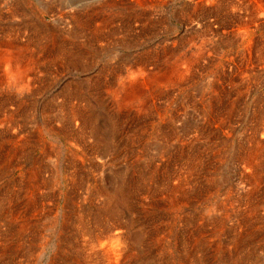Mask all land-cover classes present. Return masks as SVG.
I'll return each instance as SVG.
<instances>
[{
    "label": "rangeland",
    "instance_id": "374dc122",
    "mask_svg": "<svg viewBox=\"0 0 264 264\" xmlns=\"http://www.w3.org/2000/svg\"><path fill=\"white\" fill-rule=\"evenodd\" d=\"M22 1L27 2L28 7L29 6L31 7V8L29 7V10L27 9V15L30 18L34 19L35 21H41V25L45 24L46 26H48V27L51 26L52 28L54 25V28H60L61 29L63 26L59 27L56 24V22H54V17H52V16H54V14H60L63 11H66V13H68V11L69 12L75 11L76 9H78L76 11L77 12L80 11V13L84 12L85 9H86L85 12H90L91 10H93V8H94V10H98L97 7H99L103 2H105L107 0H22ZM110 1L115 3V4H119L120 8H123V9H119L116 12L112 11L113 13H109V14H111L110 15L111 17L109 16L110 18L109 17L107 18L109 25H106L107 28L104 27L105 31H103V34H106V35L104 36L103 34H101V36L99 38L100 40L95 42V48H97L96 50L98 52L93 51V54L95 55L93 63L90 65V61H88L87 58H82V61H81L82 63L80 65L81 66L80 68L75 67L74 70H71V69H65L63 67V68H58L59 70L58 69L54 70L55 73H53V76L55 78L51 81V83L50 84L47 83V85H45L42 88L38 87L36 94H34L32 92H30L31 94H29L27 91V95L26 94L25 95H26V97L27 96L28 97L26 99L34 102L35 106L38 105V108L40 107L39 110H41V109L45 108V106H47V101H50L53 98H55L56 97L55 95L56 94L58 95V93H60L62 91V89L67 84L72 83V82H85L87 79L92 78L93 76L95 77L97 72H101V70L105 69L103 67H106L107 65L108 66H115V68H116L115 69L116 72L113 75H111V74L107 75V79L109 78L108 83L110 81V85L112 84V86L118 88V83L120 82V80H119L120 77L117 78L118 73H120L119 75H126V72L129 73V71H127V70L129 68H133L132 65H134V62L137 59H139V58L144 59L145 57L148 56V54H153L155 51L157 53L158 52L160 53L159 56H161V59H162L158 63H164V64H169L170 62H172L174 60L173 56L171 57V59L169 57V54H171V53L175 54L177 56H180L179 52L182 53L181 51H183V53H186L188 55L198 53V55L200 56V59H199L197 65H199V67L201 69L202 68H204V69L208 68L209 69L208 70L209 81H211L213 79V77H211V74H214V73L216 75H218V74L222 75L221 81H222V79H224L222 81L223 84L228 83V80H229L228 78L238 79L236 81V83L238 85H239L240 80L241 81L244 80L243 81L244 83H247V81H248L247 86L241 87L239 85L241 87V89L243 88L241 91L242 92L241 94L239 93L240 88L238 85H237V87H235V89L237 91H235V89H233V88L231 90V91L235 92V93H232V92L231 93L233 94L232 97L236 99L235 100L236 104L233 108L234 110L232 109V112L234 111L233 112L234 114L231 113L230 114L231 117H230V115L227 113V109L225 110V107L227 106V108H229L228 107L229 105L228 104L226 105V103H228L227 102L228 97H224V99L222 101H224L223 103L225 105L222 103L221 106L217 108V112H214L215 117L216 116L217 117L215 119H212L213 122L209 121V124H206L204 126L205 130H206L205 132H206L207 137L205 135L204 137H206V138H202V139L199 138V140H198L199 142L193 141L191 139V135H194V132H192V131L187 132L188 130H187L186 124L189 123L190 121H196L199 124H205V122L203 121V118L201 116L199 117L200 113L197 110V108H199L200 105L195 104V106L193 107L188 102V100H189L188 95L190 96L191 94L195 95L196 100L195 99L194 100L196 103H197V101H199L200 96L198 94V88L199 89L201 88L200 86L202 83L200 81H198L195 84V86L192 85V87H190V85L192 84V80L187 82V85H186V82L179 81L178 79H174V80L171 79V82H168V83L161 82V84H159V85H154V86L148 85V86H146V89L144 91H142V89L139 88L138 91L142 92V94L143 93H145V94L139 99V101H137L135 103L132 101H129V102L127 101V107H123V109L121 108V110H124V111H119L117 105L115 106V103H114V100H113L111 94L109 92H107L109 90V88L104 86L103 80H102L103 85L101 87L99 94L101 95L100 98L101 99L103 98L102 104H101L102 110L106 111L108 114L109 113L112 114L113 112L123 114L124 116L128 117V118H125V121H126L125 127L126 128L128 127L131 130L136 129V135H134V137H132L133 138L132 145L130 146L132 149L129 147L130 148L128 151L129 153L127 152L129 157H131L133 155L132 160H130L129 162L136 165V167L141 168L143 170V173H149L148 171L153 170V169H156L158 171V172L155 171V173H153V179L157 183V185L154 184L155 185L154 188L156 186L161 185V183L165 182L166 177L170 178L171 176L169 177L168 175H170V173L172 175L175 171V168H178L177 164L179 163V161H181V159L180 160L178 159V157H180V154L177 153V151L179 152V149H180V146L178 144L185 143L189 139L188 143L191 141L189 143V145L192 147V149L195 152H196V149L194 147L199 148V145H200V147L203 146L202 148H199L201 150L203 148L207 149L209 147V150H207V151H209V153L207 152L209 156L206 155L203 159L204 167L205 168L207 167L206 170H208L209 173H207L206 171L197 172L199 174H197V176L195 175L196 178L193 179L188 185H186L185 191H186V194H188V195L184 199L183 205H182V207H180L181 209L179 208V210H178L179 212L177 211V206H169L167 200H165L163 198V196H161L160 194L154 195L153 194L154 193L153 186H152V192L153 193L150 192L149 198L146 197L147 194H146L144 188H142L141 191L134 190V191L129 192V200L127 203L128 205L124 206V208L122 210L121 220H127V219H132V218L137 219V221L135 223L134 230L143 229L145 231L144 238L146 236L145 244L142 247L144 249V253H145L144 255L147 254V256H145L146 258H142L143 262L140 260V262L139 263L136 262V264H178L179 258L181 259V257L183 256L182 254L184 253V245H182V244L185 243V240H187V238H186L187 235L189 233H191L192 230L195 232L198 239H200L199 243H198V245L200 244V246H198V249L195 250V253H196L195 257L199 256L198 258L200 260H198V262H196V260H195L194 263L196 262L197 264H264V155L262 156L263 160H261L262 164H263V166H262L263 168L261 169L262 181H261V184L259 187V195L257 197L258 198V204H257L258 209L256 208V210H258V211H256L257 213L255 212L256 214H254L250 218V221L254 224H252L250 227V223H249L248 227L246 226V228L245 227L243 228V227H239L238 222L241 219L240 216H241V212H243L244 206H241V207L238 206L239 203L241 205H243V204L240 201L236 202V199H238L237 196H239V194H241V192L243 190H246L249 186H246V184L243 180V175L241 174L244 172V171H242V163L238 162V160L236 159L237 156H236V151H235V148H237L239 145L242 146L243 144L247 143V141H246V139L248 137L247 134L249 135L251 133L250 129H252V127L255 126V125L253 126L252 124L257 125V123L255 121H253L254 119L252 118L253 117L252 112L257 111L260 106L262 107V105L260 103L262 101L264 102V63L261 61V58H259L260 56H258V55H260L259 52H256V50L260 49L259 46H258V48L256 46L259 45L257 41H259V36H261L263 34V30L254 26L255 25L254 24V25H251V28L249 29V32H248V34H249L248 40L252 39L253 42H255L253 44V47H252L253 49L251 51L252 57L255 58V59L252 58V59H254L253 61H251V64L252 65L254 64L252 66L250 63L248 64V60H249V59H247L248 53H245V51H243V49L247 45V41H245V42L240 41L239 37H237V34H235L233 32L239 28L238 26L240 23L239 24L236 23V24H238L237 26L235 24L232 27H231V25H230V27H227V30L230 29V31H227L226 29H224L222 27L223 25L220 24V22H221L220 17L221 16L218 14L219 12L215 14L216 17L213 14L214 12L217 11V10H215V11L213 10L214 8L217 9V5H215V4H209V8H210L209 9V16L210 17L208 18V20L204 21V24L206 21H207L206 24L208 23L207 26H204V24H200L203 22V20H201V17H200L201 22L193 21L192 22L193 25L191 24V22L186 23L187 21L184 20L183 18H181L182 16L180 15L181 14L180 11H184L185 9L190 7L194 3L195 0H159V1L158 0H149V1L148 0H145V1L144 0L143 1L142 0H139V1L138 0H110ZM224 1H230V2L235 3V4L236 3L239 4L241 2V4H242L244 2L249 3L250 0H239V1L238 0H224ZM72 2L75 6L72 4ZM247 3L242 4V6L238 5L235 8L236 9L235 11L238 13V14L236 13V15H239V16L243 15V18L241 17L242 19L249 18L250 14H252V11H253V7H251L252 4L250 5V8H249V6L245 7ZM41 5H43V6L48 5L51 8V12L50 13L45 12L42 9L43 7ZM142 5H143V7H141ZM247 5H249V4H247ZM149 6H151V8ZM213 6H214V8H212ZM71 7H73V8H71ZM126 7H128V9ZM240 7H244L245 10H244V8H242L243 10L241 12ZM152 8H153V10H152ZM37 9H39L40 12ZM211 9L214 12H212ZM231 9H228V11ZM248 9H249V11H248ZM124 10H126V11H124ZM238 10L240 11V14H239ZM7 12L8 11H7L6 3H4V0H0V13L2 14V16H1V14H0V16L2 17V23L5 25H10V26L16 25L15 20L12 21L10 18H6L8 15ZM210 12H212V13H210ZM231 12H233V14H235L233 10ZM263 12L264 11L259 10V13L262 14ZM40 13L43 15L41 16ZM63 13L65 14V12H63ZM115 13H117V14H115ZM253 13H254V11H253ZM212 14L214 17L212 16ZM263 14H262V17L260 16V14H258V17L260 18V19L258 18V20L261 23L264 22V15ZM39 15L41 16V18ZM98 15L101 16V15H103V13L98 14ZM152 15H154V16H152ZM37 17H39V18H37ZM135 17H136V19H135ZM210 18H212V19H210ZM216 18H219V20H217ZM97 22L100 23V20ZM197 23H199V24H197ZM55 24L57 27L55 26ZM196 24H197V26H196ZM201 25H203V26H201ZM210 26L212 29L209 28ZM14 27H16V26H14ZM102 27H103V25H101V28ZM240 27H241V25H240ZM253 28H255V29H253ZM109 30H111V31L109 34H107L109 32ZM209 30H211V31H209ZM194 31H196V32H194ZM208 31H209V33H208L209 35H207L205 33ZM192 34H193V36H192ZM200 34H202V36H205L206 40L201 41L200 39H197L199 41H197V40L195 41L196 38L201 37ZM232 35H234V36L236 35V36L233 37ZM106 36H108V37H106ZM254 36H256V37L254 38ZM192 37H194L195 39ZM111 38H114V39H111ZM207 38H208V40H207ZM236 38H238V40ZM188 39H190V41H188ZM228 39H229V41L230 40H232V41L229 42ZM186 40H187V42L185 43ZM216 41H218V43ZM222 41H223V43H221ZM226 41H228V42H226ZM208 42H209V44L207 46ZM232 42H234V43H232ZM203 43H205V44H203ZM224 44H228V45H224ZM196 45L199 47L197 48ZM254 45H256V46H254ZM190 46H192V47H190ZM200 46H202V47H200ZM231 46H232V48H231ZM235 47H236V50L234 49ZM157 48H158V50H157ZM190 48H192L193 50ZM33 49L36 50L35 47H33ZM238 51L240 53L239 56H238L239 53H237ZM98 53H100V54H98ZM101 53H102V55H101ZM165 53L168 55H164ZM202 53H204V54H202ZM230 54H231V57L229 56ZM201 55H203V56H201ZM223 55L225 58L223 57ZM202 57H203V59H201ZM205 57H206V59H205ZM232 57L235 60H230ZM239 58L241 60H239ZM257 58H258V60H256ZM219 59H220V61H219ZM167 60H169V61L167 62ZM223 60H224V62L227 61L229 64L227 62L224 63ZM238 60L240 63L238 62ZM122 62L125 63L124 66L122 65L123 64ZM114 63H115V65H114ZM232 63H233V66H232ZM202 65H203V67H201ZM216 66L219 68H217ZM235 66H237V67L243 66V68L246 66V67H248L247 71L248 70L249 71L247 72V74H246V71L244 73L240 74L239 69H241V68L240 67L237 68ZM249 66H251V67H249ZM215 67H216V69H215ZM123 68H126V69H123ZM253 68L256 69L257 71L255 70L256 71L255 72L253 70ZM121 69H122V71H121ZM218 69H219V71L220 70L221 71L219 72ZM231 70H232V72H231ZM250 71L251 72L253 71L251 73L252 77L250 75ZM52 72H53V70H52ZM224 73H226V74H224ZM192 75H194L195 78H197V76H196L197 72L196 71H195V74L193 72ZM229 75H230V77H229ZM245 75H246V77H248L247 81L245 80L246 79ZM249 75L252 79L249 77ZM121 78L124 79V80H122L123 82H121L122 84L124 83V81H126V80L128 81V77L124 76ZM255 79H257V80L255 81ZM204 81H206V80H204ZM176 82H178V85ZM180 82H182V83L180 84ZM254 82H256V83L254 84ZM166 86H169L170 88L166 87ZM223 86L225 88H227V90L225 89L226 90L225 93H227V91L229 90V88L227 86H229V85L225 86V84H224ZM248 86H249V90H247ZM175 88H177V89H175ZM185 88H186V90H185ZM196 90H197V92H196ZM151 91H153V92H151ZM2 92L8 93L9 91L7 89H4ZM11 93L14 94L15 92H11ZM163 95H164V97H163ZM185 95H187V96H185ZM209 95H210V93H209ZM144 97H145V99H144ZM232 97H230V95H229V99H232ZM150 98H152V100ZM155 99H156V101H155ZM172 100H173V102H172ZM225 100H226V103H225ZM150 102H151V104H150ZM155 102H157V104ZM255 105L258 108H255L254 107ZM168 106H169V109H168ZM136 107H138V108H136ZM160 107H163V108H160ZM194 108H196V109H194ZM154 109L155 110L159 109V110L155 111ZM162 109L165 110V112H163V111L161 112ZM167 109L169 111L170 110L171 111L169 112ZM138 110H139L140 114H139ZM172 110H173V112H172ZM161 113H162V115H158ZM130 114H132V115H130ZM147 114H149V115H147ZM139 115H140V117H139ZM226 115L229 117H227ZM153 116L155 119L153 118ZM148 118L151 121H149ZM53 119L54 118H52L50 120V122L45 120L44 124L43 123L39 124L40 121H38L37 124H39V127L41 126L40 129H41V134H42L41 138L39 137L40 140L38 137H36V135H37V128L36 127L38 125L36 124L37 125L36 126L34 124H28V125H26L27 128H30V129L32 128V130H34V128L36 129L35 130V132H36L35 136H32V137L26 136V137L20 138V139H22L21 140L22 142L20 140L17 142H13V143L10 140L3 141L4 143L0 142V146L3 148H7V147L8 148H10V147L24 148V147H22V145L23 146L27 145L30 148V151H32L31 157H26V158L24 157V158L18 159V161L21 162L20 164L17 163V159L14 160V163L12 162L11 165H10V162L4 160V161H6L4 163V161L2 159H0V198H1L0 199V203H1L0 205H2V204H4L5 206L8 205L7 200L5 202L6 204L3 203L1 200L6 199V196H5L6 189L8 190V185L10 184L13 187V188L11 187L12 188L11 190L14 192H17V194H19L17 196V198H15V203H16L17 209L19 208L18 210L16 208H13L14 210H17L15 214H19L20 216H23V218L21 220H23L24 218L30 219V224H29L30 229L28 228L27 231H25L24 233L15 234V236L12 237L13 239H10L7 243L9 245L8 249H6V251L0 250V251H2V252H0V264H49V263L50 264H107L106 260H104L100 255H97V250L94 249L93 244L90 242L89 235L88 234L87 235L81 234V231H79V229H78L79 225H78L77 220L81 216H83L84 213H85L84 215H86V213H89L92 211H93V213L100 212L102 214V217L104 218L105 214L102 210V207H100L102 205L101 204L102 202L100 201V199L98 197L97 198L94 197V193H92V192L94 190H96L97 187L100 186L101 184L102 185L108 184V186H110L111 183L113 184V182L115 180L113 178V175H115L116 173H120L121 171L126 170L125 163H123V160H122L123 157L122 156L118 157V160H116L111 165L110 162L108 161V157L106 155H104V154L95 155L91 152V150L89 149L90 143H88V140L85 138H80V142L78 143V146L73 147L71 144V143H74L73 140L71 141V139H68V138H71V136L66 135V134L63 135L62 132L60 133L58 131V129L56 131V128H57L56 126L59 123ZM223 119H225V120H223ZM216 120H218V121H216ZM215 121H216V124H215ZM224 121L226 124L224 123ZM47 122H49L50 124ZM143 123H145V124H143ZM54 124H56V125H54ZM155 124H157L156 127H155ZM45 125H48V126L50 125V126L48 127ZM183 126H184V128H183ZM51 127H52V129H51ZM168 127H169V129H168ZM53 128H55V129H53ZM161 128H162V130H161ZM163 128L168 133L163 131ZM154 129H156V130H154ZM180 129H183V130H180ZM147 130H150V131L147 132ZM52 131H53V133H52ZM182 131H184V132H182ZM248 131H249V133H248ZM174 132H176V133H174ZM165 133H166V135H165ZM169 133L171 134L172 138H169L170 137V135H168ZM183 133L185 134L184 137L182 136V135H184ZM129 134H131V131ZM172 134H174V135L172 136ZM125 136L119 135L115 140V144H117L119 147L121 145H123L125 143V140H126ZM174 136H178V137H174ZM181 137H182V139H181ZM177 138H179V143H177V141H176ZM28 139H30L31 141L29 142ZM54 140H56L58 143L56 141L54 142ZM208 140H209V142H208ZM191 143H193V144H191ZM230 143H231V147H233V149H234L233 151L230 150V148L228 151V149L226 147V146H229ZM61 144L63 145V147ZM194 144H195V146H194ZM54 147H56V149L59 148V150L66 152V154H62L61 158L56 157L53 153ZM69 148H70V151L71 150H74L75 152L77 151L76 152L77 158L69 157V154H68L70 152ZM82 148L83 149L87 148L86 153ZM159 149L160 150L165 149L164 156H163V153L160 154ZM130 150H132L134 153ZM43 152H46V153L42 155L41 153H43ZM47 152H48V154H47ZM137 155H140V156L137 158ZM119 158H121V159H119ZM90 163H91V165H90ZM32 164L40 165V167H41L40 174L42 175V182L39 183L40 187L36 188L35 190L30 188V191H29V189H27V187H26L27 193L25 195H23L22 193L24 192L25 186L22 188V185L21 186L17 185L18 184L17 182L21 181V179L29 176V173L26 174L27 170H28L27 168H29L30 165H32ZM11 166H13V167H11ZM149 166H150V168H149ZM60 167H62V168H60ZM74 169L77 171H75ZM57 170L59 171L58 173H57ZM62 171H64V172H62ZM214 171L216 173H214ZM131 173L133 174V172H131ZM167 173H169V174L167 175ZM210 173L212 174V176L213 175L215 176V174H216L217 177L213 176V179L215 178V180H213V179H211L212 181L210 180ZM67 174H69V175L67 176ZM25 175H27V176H25ZM241 175H242V177H241ZM73 177H75V178H73ZM121 179L125 180L126 182L128 181L122 175H121ZM56 180H58V181H56ZM219 180H221V181H219ZM76 181H78V182H76ZM166 183H167V181L165 182V185H166ZM13 184H15L14 185L15 187L13 186ZM214 184H215V186H214ZM217 184H219L218 187H217ZM221 184H223V185H221ZM165 185H163V187H165ZM147 186H149L148 183H147ZM245 186H246V188H245ZM229 187H231V191H230ZM3 190H5V191H3ZM143 191L145 193H143ZM197 192H201V196L196 195ZM191 193H192V195H191ZM7 195H8V193H7ZM68 196H69V200H68ZM257 198H256V200H257ZM37 201H38V203H37ZM151 204H152V206H151ZM187 204H189V205H187ZM217 204L219 206H221L222 204H226L228 206V210H227L228 211L227 212L228 219L225 220V223L222 225L223 227L218 224V222H220V219H219L220 213L219 212H222V211L217 210V206H216ZM4 205H2V206H4ZM2 206H0V208H3ZM32 207H36L35 211L32 210ZM155 207H156V209H155ZM29 208H31V209H29ZM28 209H29V211H28ZM86 211H88V212H86ZM13 212H15V211H12L11 214H8L9 215L8 219L5 217V218H3V220H0V230L8 229L7 226H9V223H10L9 222L11 220L10 217L12 218V215H14ZM208 212H209V214H208ZM200 214H202V215L204 214L205 217L200 215ZM181 215H182V217H181ZM60 216H62V217H60ZM175 216H177L178 219L179 218H181V219L176 221ZM189 216H191V217L193 216L192 219H193L194 223L191 225H190L191 219H188L189 224L186 223L187 221L185 222L186 223L185 224L183 222L184 219H182V218H187V217L189 218ZM52 219L54 222L52 221ZM32 220H33V222H32ZM109 220L110 219H108L107 221H109ZM215 220H217V223ZM85 222H86L87 226L92 227V225L87 223L86 220H85ZM174 222H175L176 226L174 225V227L171 228L172 234H168L169 227L172 224H174ZM176 222H177V224H176ZM236 223H238V224L236 225ZM108 225L109 224H107V226ZM216 226H217V228H216ZM219 226L222 227L221 229H223L220 233L218 232V230L220 229ZM187 228H189V229H187ZM242 229H245V230H243L244 232L242 231ZM94 230H95V233H98L97 237H100L99 241L96 240V244H99V242H103L104 240H106L107 231L101 232V231H99L100 227H95V226H94ZM102 230H103V228H102ZM21 236H23V237H21ZM239 236H241V237H239ZM252 236L254 239L252 238ZM75 237L77 240L75 239ZM248 237H249V239H248ZM234 238H240L241 241L244 240L245 242L244 241L243 242L246 244L244 246L241 245V247H239L236 251H231L232 254L233 253L234 254L229 256L228 251H230L231 247H234L233 243H232L233 242L232 240ZM174 239H176V240L174 241ZM24 240H25L26 244L29 246V252L26 249L27 246L25 244H23ZM68 240H70V241H68ZM10 241H11V243H10ZM65 241L68 243H66ZM168 241H169V243H168ZM170 241H172L175 246L172 245L173 243H171ZM19 242L21 243V246H17ZM75 242H76V244H75ZM218 245L220 246V249H218ZM56 246H57V248H56ZM169 246H173L174 251L176 252V258L179 257L178 260L176 261L177 263H175L174 260H172V258L169 257V252L167 251ZM72 247L78 248L79 250L74 249ZM82 247H84V248H82ZM159 247H160V249H159ZM164 249H167V250L165 251ZM80 250H82V251H80ZM159 250H161V251H159ZM61 252H64V253H61ZM80 252L83 255H81ZM128 252H130V251L128 250V248H126L125 252L123 253V255L125 257L122 255L121 261L119 262V264H124V263L135 264V261H134L135 257L132 255L131 252L130 253H128ZM192 253L193 252H191V255H192ZM76 255L78 256V258ZM57 256H59V257H57ZM66 256H68V257L66 258ZM91 256H93V257H91ZM85 257H87V258H85ZM56 259H58V260H56ZM82 259L85 261H82ZM68 260H70V261H68Z\"/></svg>",
    "mask_w": 264,
    "mask_h": 264
},
{
    "label": "bare ground",
    "instance_id": "6f19581e",
    "mask_svg": "<svg viewBox=\"0 0 264 264\" xmlns=\"http://www.w3.org/2000/svg\"><path fill=\"white\" fill-rule=\"evenodd\" d=\"M4 3H6L7 11H8L7 12L8 15H7L6 18H10L12 21L15 20L16 25H14V26H16V27L3 24L2 23V17H1L3 13L2 12H1L2 14L0 13L1 14V16H0V142L6 141V140H10L13 143V142H17L19 140L21 141L22 139H20V138H23V137H26V136H31V137L35 136L36 135V132H35L36 129L34 128V130H32V128L31 129L27 128L26 125H28V124L36 125L38 123V121H40L39 124H41V123L44 124L45 120L50 122V120L52 118H54L53 120H55V121H57L59 123L56 126L57 127L56 131L58 129V131L60 133L62 132L63 135H65V134L66 135H70L71 138H68V139H71V141L73 140L74 143H71L73 147H77L78 146V143L80 142V138H85V139L88 140V143H90L89 144L90 148L89 147L88 148L91 150V152L93 154H95V155H97V154L106 155L108 157V161L110 162L111 165L116 160H118V157L122 156L123 157L122 160H123V163H125L126 170L125 171H121L120 173H116L115 175H113V178L115 180H114L113 184L111 183L110 186H108V184L107 185L106 184H104V185L101 184L100 186L97 187L96 190H94L92 192V193H94V197H96V198L98 197L100 199V201L102 202L101 203L102 205L100 207H102V210H103V212L105 214L104 218L102 217V214L100 212L93 213V211H92V212L86 213V215H84L85 214L84 213L83 216H81L77 220L78 221V225H79L78 229H79V231H81V234H83V235H87L88 234L89 235L90 242L93 244L94 249L97 250V255H100L104 260H106L107 264H119V262L121 261V257L123 255V253L125 252L126 248H128V250L135 257V260H134L135 264H136V262L139 263L140 260L143 262L142 258H146L145 256H147V254L144 255L145 253H144V249L142 247L145 244V238H146V236L144 238L145 231L143 229L134 230L135 223H136L137 219H133L132 218V219H127V220H121L122 210H123L124 206L128 205L127 203H128V200H129V192L130 191H134V190L141 191V189L144 188L145 192L147 194L146 197L149 198V194H150V192H152V186H153L154 193L153 192L152 193L154 195L155 194L156 195L160 194L161 196H163V198L165 200H167L169 206H177V211H178L179 208L182 207L183 201L188 195V194H186V191H185L186 185H188L193 179L196 178L195 175L197 176V174H199L197 172L206 171L207 173H209L208 170H206L207 167L206 168L204 167V161H203L204 157L206 155H208V153H209V151H207V150H209V147L207 149L203 148L201 150L199 148H202L203 146L200 147V145H199V148L194 147L196 149V152H195L192 149V147L189 145V143L191 141L188 143L189 139L185 143L178 144L180 146V149H179V152L177 151V153H179L180 157H181V158L178 157L179 160L181 159V161H179V163L177 164L178 168H175V171H174V173L172 175H171V173H170V175H168L169 173H167V175L169 177L170 176L171 177L170 178L166 177V181H167L166 185H165L166 181L163 179L165 182L161 183V185L156 186L154 188V186H155L154 184L157 185V183L153 179V173H155V171H157V170L153 169V170H149L148 171L149 173H143V170L141 168L136 167V165H134L133 163L129 162L130 160H132L133 155L131 157H129V155H128L129 152L128 151L131 148L130 146L132 145V140H133L132 137H134V135H136V129L135 130H131L128 127L127 128L125 127L126 126L125 118H128V117L124 116L123 114L117 113V112L116 113L113 112L114 114L113 113L112 114H110V113L108 114L106 111L101 109V106H102L101 104H102V99L103 98L102 99L100 98L101 95L99 93H100L101 87L103 85L102 84V80L104 82V86L109 88V90L107 92H109L111 94V96H112V98L114 100L115 106L117 105L119 111H124V110H121V108L123 109V107H127V101L128 102L132 101L134 103L139 101V99L145 94V93L142 94V92L138 91L139 88L142 89V91H144L146 89V86H148V85H152V86L159 85V84H161V82L168 83V82H171V79H173V80L174 79H178L179 81L186 82V85H187V82L192 80V84L190 85V87H192V85L195 86V84L198 81L202 82L201 86H200L201 88L200 89L198 88V94L200 96L199 97V101H197V103H196L195 102V100H196L195 99L196 98L195 95L191 94L190 96L188 95V98H189L188 102L193 107L195 106V104L196 105L197 104L200 105V107H199L200 109L197 108V110L200 113L199 117L201 116L203 118V121L205 122V124H199L196 121H190L189 123L186 124L187 125V130H188L187 132H189V131L194 132V135H191V139L193 141L199 142L198 141L199 138L202 139V138H206L207 137L206 132H205L206 130H205L204 126L206 124H209V121L213 122L212 119H215L217 117V116L215 117L214 112H217V108L220 107L221 104L224 102V101H222L224 99V97H228L227 98L228 100L226 99L228 103H226V100H225V103H226V105L227 104L229 105L228 106L229 108H227V106H226L225 110L227 109V113L229 115L231 113L234 114L233 113L234 111L232 112V109L234 108V106L236 104L235 103L236 99L232 97V95H233L232 93H235V92L231 91V90H232V88L235 89V87H237L238 84L236 83V81L238 79L228 78L229 79L228 83L227 84L224 83L225 86L229 85V86H227L229 88V90L227 91V93H228L227 94V93H225L227 88H225L223 86L224 84L222 82L224 79H222V81H221V77H222L221 74L220 75L219 74L216 75L215 73L211 74V77H213V79L211 81H209V72H208L209 69L208 68H205V69L202 68L201 69L199 67V65H197L198 61L200 59V56L198 55V53L197 54H189L188 55L186 53H183V51H181L182 53L179 52L180 56H177V55L171 53V54H169V57L171 59V57L173 56L174 60L172 62H170L169 64H164V63H158L162 59H161V56H159L160 53L159 52L157 53L155 51L153 54H148V56L145 57L144 59H142V58L137 59L134 62V65H132L133 68H129L127 70V71H129V73L126 72V75H119L120 73H118L117 78L120 77L119 78L120 82L118 83V88L112 86V84L110 85V81L108 83V79L109 78L107 79V75H109V74L113 75L116 72V70H115L116 68H115V66H108L107 65L106 67H103L105 69L101 70V72H97L95 77L93 76L92 78L87 79L85 82H72V83L67 84L62 89V91L60 93H58V95L57 94L55 95L56 96L55 98H53L50 101H47V106H45V108L42 107L43 109L39 110L40 107L38 108V105L35 106L34 102L29 101L28 99H26L28 97V96L26 97L27 91H28L29 94H31L30 92L36 94L38 87L42 88L45 85H47V83L50 84L51 81L55 78L53 76V73H55L54 70H56L58 68H63L64 67L65 69H71V70H74L75 67H79L80 68L81 67L80 65L82 63L81 62L82 58H87V60L90 61V65H91L93 63L94 58H95V55L93 54V51H97L96 50L97 48H95V42L100 40L99 38H100L101 34H103V31H105L104 27L107 28L106 25H109L108 24L109 22L107 21L108 20L107 18L111 15L109 13H113L112 11L116 12L119 9H123V8H120L119 4H115V3L111 2L110 0H107V1L103 2L101 5L99 4L100 6L98 5L99 6V7H97L98 10H94V8H93V10H91L90 12H85V10H86L85 9L84 12L80 13V11L77 12L76 10H78V9H76L75 11H70V12L68 11V13H66V11H63V12H65V14L63 12H61L60 14H54L53 13L54 16H52V17H54V22H56V24L59 27L63 26L60 29V28H54L53 24H52L53 28L51 26L48 27L45 24L41 25V21H35L34 19L30 18L27 15V9L29 10L30 6L28 7V3L25 2V1H22V0H4ZM244 3H247V2H244ZM244 3H242V4H244ZM72 4H73V2H72ZM209 4L217 5V9H215L214 6L212 7V8H214L213 9L214 11L215 10H217V11L214 12L212 9H211V11L214 12L213 13L214 16H215L216 13L219 12L218 14L221 16L220 17L221 18L220 24L223 25L222 27L224 29L227 30V27H230V25L232 27L236 23H238V24L240 23L239 26H238L239 28L237 30L233 31V32L235 34H237V37H239L240 41H244V42L247 41V45L243 49V51H245V53H248L247 54L248 55L247 59H249L248 60V64L249 63L251 64V61H253L255 59L254 57H252V54H251V51L253 49L252 47H253V44L255 42H253L252 39L248 40L249 29L251 28V25L255 24L254 26H256L259 29L263 30V34L261 36H259V41H257L259 45H257V46L254 45V46H256L257 48H258V46L260 47V49L256 50V52H259L260 55H258V56H260L259 58H261V61L264 63V22L261 23L258 20V18H259L258 14H260V16L262 17V14L264 13V12L262 14L259 13V10L264 11V0H250L249 3H247L249 5L246 4L245 7L249 6V8H250V5L252 4L251 7H253V11H254V13L252 11V14H250V17L247 18V19L246 18L242 19L243 18L242 14H241L242 16L236 15L237 12L235 11L236 10L235 8L238 5L242 6L241 2L239 4H237V3L235 4V3H232L230 1H224V0H195L194 3L190 7H188L184 11H180L181 12L180 15L182 16L181 18L186 20L187 21L186 23L191 22V24H192L193 21L201 22V20H203V22L200 23V24H204V21L208 20V18L210 17L209 16V9H210L209 8ZM41 6L43 7L42 9L45 12H48V13L51 12V8L48 5H44V6L41 5ZM141 7H143V5ZM149 7L151 8V6H149ZM71 8H73V7H71ZM126 8L128 9V7H126ZM242 8H244V7H240V9H241L240 11L241 12L243 10ZM228 9H231V10H229L230 12L228 11ZM37 10L40 12L39 9H37ZM152 10H153V8H152ZM232 10L234 11L235 14H233V12H231ZM244 10H245V8H244ZM124 11H126V10H124ZM240 11H239V14H240ZM248 11H249V9H248ZM212 12H210V13H212ZM101 13H103V15H101V16L98 15V14H101ZM115 14H117V13H115ZM213 14H212V16H213ZM42 15L43 14H41V16ZM41 16H40V18H41ZM152 16H154V15H152ZM200 17H201V20H200ZM37 18H39V17H37ZM135 19H136V17H135ZM210 19H212V18H210ZM216 19L219 20V18H216ZM99 20H100V23L97 22ZM206 22H205L204 26L208 25V23L206 24ZM56 24H55V26H56ZM197 24H199V23H197ZM197 24H196V26H197ZM238 24H236V26ZM101 25H103L102 28H101ZM240 25H241V27H240ZM201 26H203V25H201ZM209 28L212 29L211 26ZM253 29H255V28H253ZM110 31L111 30H109V32L107 34H109ZM209 31H211V30H209ZM209 31L205 32V33L207 35H209L208 34ZM227 31H230V29L227 30ZM194 32H196V31H194ZM103 35L105 36L106 34H103ZM192 36H193V34H192ZM200 36L201 37L196 38V39L194 37H192V38H194L195 41L197 39H200L201 41L206 40L205 36H202V34H200ZM232 36L235 37L236 35L235 36L232 35ZM106 37H108V36H106ZM255 37L256 36H254V38ZM111 39H114V38H111ZM190 39H188V41H190ZM236 39L238 40V38H236ZM207 40H208V38H207ZM197 41H199V40H197ZM223 41L221 43H223ZM228 41H229V39H228ZM228 41H226V42H228ZM230 41H232V40H230ZM186 42H187V40L185 41V43ZM216 42L218 43V41H216ZM232 43H234V42H232ZM203 44H205V43H203ZM208 44H209V42L207 43V46H208ZM224 45H228V44H224ZM33 47H35L36 50H34ZM190 47H192V46H190ZM198 47L199 46H197V48ZM200 47H202V46H200ZM158 48H157V50H158ZM231 48H232V46H231ZM190 49H192V48H190ZM234 49L236 50V47ZM237 53H239V51ZM98 54H100V53H98ZM202 54H204V53H202ZM101 55H102V53H101ZM164 55H168V54L165 53ZM239 55H240V53L238 54V56ZM201 56H203V55H201ZM229 56L231 57V54ZM223 57H224V55H223ZM252 58H254V59H252ZM201 59H203V57ZM205 59H206V57H205ZM230 60H235V59H233V57H232ZM239 60H241V59L239 58ZM239 60H238V62H239ZM256 60H258V58ZM168 61L169 60H167V62ZM219 61H220V59H219ZM223 62H224V60H223ZM226 62H224V63H226ZM114 65H115V63H114ZM122 65L124 66L125 63H123ZM232 66H233V63H232ZM201 67H203V65ZM216 67H215V69H216ZM235 67H237V66H235ZM239 67L241 68V69H239L240 74L244 73L245 71H246V74H247V72L249 71V70L247 71L248 67H246V66H245L246 68L245 67L243 68V66L242 67L238 66L237 68H239ZM249 67H251V66H249ZM217 68H219V67H217ZM51 69L53 70V72H52ZM123 69H126V68H123ZM253 70L255 71L256 69L253 68ZM121 71H122V69H121ZM195 71L197 72V75H196L197 78H195V76L192 75L193 72L195 74ZM218 71H219V69H218ZM231 72H232V70H231ZM252 72L250 71V75H251ZM224 74H226V73H224ZM250 75H249V77H250ZM124 76L128 77V81L126 80L122 84L121 82H123L122 80H124V79L121 78V77H124ZM229 77H230V75H229ZM245 77H246V75H245ZM251 77H252V75H251ZM247 78L248 77H246V79L245 78L244 79L247 81L248 80ZM204 80H206V81H204ZM256 80L257 79H255V81ZM243 81L240 80L239 85L241 87L247 86L248 85V81H247V83H244ZM182 82H180V84ZM176 83L178 85V82H176ZM255 83L256 82H254V84ZM240 86H239V88H240L239 89V93L241 94L242 93L241 91H242L243 88L241 89ZM166 87H169V86H166ZM4 89H7L9 92L8 93H3L2 91ZM175 89H177V88H175ZM185 90H186V88H185ZM247 90H249V86H248ZM235 91H237V90L235 89ZM11 92H15V93L12 94ZM151 92H153V91H151ZM196 92H197V90H196ZM209 93H210V95H209ZM229 95H230V97H232V99H229ZM185 96H187V95H185ZM163 97H164V95H163ZM144 99H145V97H144ZM150 99L152 100V98H150ZM173 100H172V102H173ZM155 101H156V99H155ZM155 103L157 104V102H155ZM150 104H151V102H150ZM260 104L262 105V107L260 106L257 111H253L252 110L253 111L252 112V116H253L252 118L254 119L253 121H255L257 123V125L256 124H252L253 126L254 125L255 126L254 127L251 126L252 127V129H250L251 133L249 135L247 134V136H248L247 139H246L247 143L243 144L242 146H240L238 144L239 146L237 148H235L236 156H237L236 159L238 160V162L242 163V171H244V172L241 173V174L243 175V180H244L246 186H249L246 190H243L241 192V194H239V196H237L238 199H236V202L240 201L243 204V205H241L239 203L238 206H240V207L244 206L243 212H241V216H240L241 219L238 222L239 223V227H243V228L244 227L246 228V226L248 227L249 223H250V227H251L252 224H254V223H252L250 221V218L254 214L257 213L256 211H258V210H256V208L258 206L257 205L258 204V198L257 197L259 195V187H260V184H261V181H262L261 169L263 168L262 167L263 164H262L261 160H263L262 156L264 155V102L262 101ZM254 107L258 108V107H256V105ZM136 108H138V107H136ZM160 108H163V107H160ZM168 109H169V106H168ZM194 109H196V108H194ZM156 110H159V109H156ZM162 111L165 112V110H163V109L161 110V112ZM138 112H139V110H138ZM172 112H173V110H172ZM139 114H140V112H139ZM149 114H147V115H149ZM130 115H132V114H130ZM158 115H162V113L158 114ZM139 117H140V115H139ZM227 117H229V116H227ZM230 117H231V115H230ZM153 118H154V116H153ZM148 120H149V118H148ZM223 120H225V119H223ZM149 121H151V120H149ZM216 121H218V120H216ZM216 121H215V124H216ZM49 122H47V123H49ZM224 123H225V121H224ZM39 124H37L38 126L36 125L37 126L36 127L37 128L36 137H38V138L40 137L41 138V135H42L41 134V129H40L41 126L39 127ZM143 124H145V123H143ZM54 125H56V124H54ZM156 125L157 124H155V127H156ZM45 126H48V125H45ZM184 126H183V128H184ZM51 129H52V127H51ZM53 129H55V128H53ZM168 129H169V127H168ZM154 130H156V129H154ZM161 130H162V128H161ZM180 130H183V129H180ZM130 131H131V134H129ZM148 131H150V130H147V132ZM163 131H165L164 128H163ZM165 132H167V131H165ZM182 132H184V131H182ZM52 133H53V131H52ZM174 133H176V132H174ZM248 133H249V131H248ZM119 135H121V136H125L126 135L125 136L126 137L125 143L123 145H121L120 147L117 144H115V140H116V138ZM165 135H166V133H165ZM168 135H170L169 138H172L170 133ZM173 135L174 134H172V136ZM205 135H206V137H204ZM182 136L184 137L185 134L182 135ZM174 137H178V136H174ZM40 138H39V140H40ZM181 139H182V137H181ZM28 140H29V142L31 141L30 139H28ZM55 141L56 140H54V142ZM176 141H177V143H179V138H177ZM208 142H209V140H208ZM193 143H191V144H193ZM26 146L22 145V147H24V148H16V147L3 148V147L0 146V159H2L3 161L6 160V161L10 162V165H11L12 162L14 163V160L17 159V163L20 164L21 162L18 161V159L32 156L31 155L32 151H30V148L28 146L27 147ZM194 146H195V144H194ZM62 147H63V145H62ZM226 147H227L228 151H229V148L232 151L234 150L233 147H231V143H230L229 146H226ZM83 150L86 153L87 148H84ZM69 151H70V148H69ZM130 151H132V150H130ZM159 151H160V154L163 153V156H164L165 149L164 150H160L159 149ZM76 152L74 150H71L68 153L69 157L77 158V153ZM45 153L46 152H43L41 154L43 155ZM53 153H54V155L56 157H59V158H61L62 154H66V152L59 150V148L56 149V147L53 148ZM47 154H48V152H47ZM139 156L140 155H137V158ZM119 159H121V158H119ZM6 161H4V163ZM90 165H91V163H90ZM11 167H13V166H11ZM60 168H62V167H60ZM149 168H150V166H149ZM27 169L28 170H27L26 174L29 173V176L25 177V178L21 179V181L17 182L18 183L17 185H20V186L22 185V188L25 186L24 192L22 193L23 195H25L27 193L26 187H27V189H29V191H30V188L35 190L36 188L40 187L39 183L42 182V175L40 174V172H41L40 171L41 170L40 165L32 164ZM75 171H77V170H75ZM58 172L59 171L57 170V173ZM62 172H64V171H62ZM131 172H133V174ZM214 173H216V172L214 171ZM68 175L69 174H67V176ZM121 175L124 176L128 181L126 182L125 180H122L121 179ZM242 175H241V177H242ZM25 176H27V175H25ZM213 176L210 173V180L213 179ZM215 176H216V174H215ZM73 178H75V177H73ZM213 180H215V178ZM221 180H219V181H221ZM56 181H58V180H56ZM76 182H78V181H76ZM147 183H148L149 186H147ZM14 185L15 184H13V186ZM163 185H165V187H163ZM218 185L219 184H217V187H218ZM221 185H223V184H221ZM214 186H215V184H214ZM246 186H245V188H246ZM11 187L12 186L9 184L8 185V190L6 189V194H5L6 199L5 200L4 199L1 200L3 203H5L6 200H7L8 205L7 206H5L4 204H2L4 206L0 205V206L3 207V208H0V220H3V218H5V217L8 219V216H9L8 214H11L12 211H15V212H13L14 215H12V218L10 217L11 220L9 221L10 222L9 226H7L8 229L0 230V250H5V251H6V249H8V246H9L7 244L8 241L10 239H13L12 237L15 236V234L24 233L25 231H27V229L29 228V224H30V219H28V218L25 219L24 218L23 220H21L23 218V216H20L19 214H15L16 211L19 209V208L17 209L16 203H15V198H17V196L19 194H17V192L12 191L11 189L13 187L12 188ZM229 189L231 191V187H229ZM3 191H5V190H3ZM145 192L143 191V193H145ZM7 193H8V195H7ZM191 195H192V193H191ZM196 195H200L201 196V192H197ZM256 198H257V200H256ZM68 200H69V196H68ZM37 203H38V201H37ZM187 205H189V204H187ZM151 206H152V204H151ZM216 206H217V210L218 211H222V212H219L220 213V215H219L220 222H218V224L220 226H222L225 223V220L228 219V216H227L228 206L226 204H222L221 206H219L217 204ZM13 208H16L17 210H14ZM29 209H31V208H29ZM29 209H28V211H29ZM35 209H36V207H32L33 211H35ZM155 209H156V207H155ZM86 212H88V211H86ZM208 214H209V212H208ZM200 215H202V214H200ZM202 216H204V214ZM60 217H62V216H60ZM175 217H176V221L181 219V218L178 219L177 216H175ZM181 217H182V215H181ZM192 217L189 216V218L188 217L187 218H182V219H184L183 222L185 223L187 221L186 223L189 224L188 223V219H191L190 225L193 224L194 222H193ZM108 219H110V220L107 221ZM85 220L87 221V223L91 224L92 227L91 226L90 227L87 226ZM52 221H53V219H52ZM215 221L217 223V220H215ZM32 222H33V220H32ZM238 223H236V225ZM107 224H109V225L107 226ZM176 224H177V222H176ZM174 225H175V222L170 227L168 226L169 227L168 234H172L171 233V228L174 227ZM94 226L95 227H100L99 231H101V232L107 231L106 240H104L103 242H99V244H96V240L99 241L100 237H97L98 233H95ZM220 226H219L220 229L218 230L219 233L223 230V229H221L223 226L222 227H220ZM102 228H103V230H102ZM216 228H217V226H216ZM187 229H189V228H187ZM243 230H245V229H242V231ZM193 232L194 231L192 230L191 233H189V234L187 233L188 234L187 237H186L187 240H185V243L182 244V245H184V253L182 254L183 255L182 257L180 256L181 259L179 257L176 258V252L174 251L173 246H169L168 250L164 249L165 251L167 250L169 252V257L172 258V260H174L175 263H177L176 261L178 260V258H179L178 264H197L196 262H198V260H200L198 258L199 256L195 257V254H196L195 250H197L198 246H200V244L198 245L200 239H198V237L195 234V232L194 233ZM21 237H23V236H21ZM239 237H241V236H239ZM252 238H253V236H252ZM75 239H76V237H75ZM248 239H249V237H248ZM175 240L176 239H174V241ZM68 241H70V240H68ZM232 241H233L232 243H233L234 247H231L230 251H228V253H229L228 255L229 256L234 254V253L232 254L231 251H236L239 247H241V245L244 246L246 244V243H244L245 241L244 240H243L244 242L241 241L240 238H234ZM170 242L173 243L172 241H170ZM10 243H11V241H10ZM66 243H68V242H66ZM168 243H169V241H168ZM23 244H25L27 246L26 249L29 252V246L26 244L25 240L23 241ZM75 244H76V242H75ZM172 245H174V243ZM17 246H21V243L19 242ZM56 248H57V246H56ZM72 248H74V247H72ZM82 248H84V247H82ZM74 249H78V248H74ZM159 249H160V247H159ZM218 249H220L219 245H218ZM80 251H82V250H80ZM159 251H161V250H159ZM0 252H2V251H0ZM130 252H128V253H130ZM191 252H193L192 255H191ZM61 253H64V252H61ZM81 255H83V254L81 253ZM57 257H59V256H57ZM67 257L68 256H66V258ZM91 257H93V256H91ZM77 258H78V256H77ZM85 258H87V257H85ZM56 260H58V259H56ZM195 260H196V262L194 263ZM68 261H70V260H68ZM82 261H85V260L82 259ZM124 264H126V263H124Z\"/></svg>",
    "mask_w": 264,
    "mask_h": 264
}]
</instances>
